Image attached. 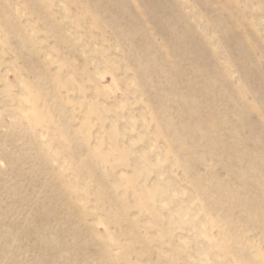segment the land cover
<instances>
[{"label": "rangeland", "instance_id": "374dc122", "mask_svg": "<svg viewBox=\"0 0 264 264\" xmlns=\"http://www.w3.org/2000/svg\"><path fill=\"white\" fill-rule=\"evenodd\" d=\"M0 264H264V0H0Z\"/></svg>", "mask_w": 264, "mask_h": 264}]
</instances>
